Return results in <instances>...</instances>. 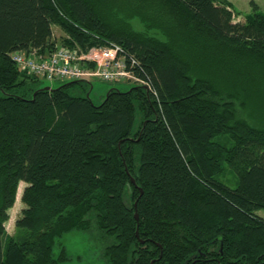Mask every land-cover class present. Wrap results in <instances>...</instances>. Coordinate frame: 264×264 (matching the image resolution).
Masks as SVG:
<instances>
[{
	"label": "trees",
	"instance_id": "trees-1",
	"mask_svg": "<svg viewBox=\"0 0 264 264\" xmlns=\"http://www.w3.org/2000/svg\"><path fill=\"white\" fill-rule=\"evenodd\" d=\"M235 17L222 0H0V264H64L56 241L91 230L106 264H264V14ZM110 45L147 87L99 106L11 60Z\"/></svg>",
	"mask_w": 264,
	"mask_h": 264
},
{
	"label": "rangeland",
	"instance_id": "rangeland-1",
	"mask_svg": "<svg viewBox=\"0 0 264 264\" xmlns=\"http://www.w3.org/2000/svg\"><path fill=\"white\" fill-rule=\"evenodd\" d=\"M222 1H225L228 4H230V6H232L233 11L236 14L234 21L237 20L243 21L247 15H250L252 13V5H255L258 8V10L264 14V0H222ZM130 24L135 32L138 33L145 32L144 27L138 20L133 19L130 21ZM149 35L159 40H163V37L155 31H150ZM61 36L62 33L54 27L53 38L56 41H59V38H61ZM88 82L89 84H91V90L88 94V97L90 102L94 106L101 105L106 93L111 89H117L121 92H127L134 87V85L130 83H126L125 81L109 83V82H103L97 78H90ZM62 84L63 83L61 82L40 81L38 83V86L39 88L48 87V88L56 89ZM1 94L2 93L0 92V96ZM75 94L76 93H74V95ZM138 122H139V118L136 115L135 126H137ZM216 142L229 146L227 143H224L226 142L224 138L223 139L219 138L217 139ZM229 144H231V142H229ZM224 168L225 169L223 176L219 178V180L230 189H235L237 186V181L233 172L228 167H224ZM18 187L20 188L17 189L16 201L12 209L9 210L8 212L9 219L5 224V231L9 236L14 235L15 221L20 217L21 210L24 208L23 204L20 202V197L23 189L25 188V184L20 183ZM258 214L264 216L263 211L258 212ZM92 233H94L93 230H91L89 233L75 231L63 235L60 239L56 241V245L53 249L54 256L56 257L60 253L61 248H63L68 257V261L65 262L64 264H106L102 257V250H103L102 244L99 243L98 241L93 240Z\"/></svg>",
	"mask_w": 264,
	"mask_h": 264
},
{
	"label": "built area",
	"instance_id": "built-area-1",
	"mask_svg": "<svg viewBox=\"0 0 264 264\" xmlns=\"http://www.w3.org/2000/svg\"><path fill=\"white\" fill-rule=\"evenodd\" d=\"M11 60L21 72L48 82L97 78L105 82L125 80L147 87L128 70L126 59L116 45L92 48L84 53L59 48L43 57L14 52ZM86 64H93V68L87 69Z\"/></svg>",
	"mask_w": 264,
	"mask_h": 264
},
{
	"label": "water",
	"instance_id": "water-1",
	"mask_svg": "<svg viewBox=\"0 0 264 264\" xmlns=\"http://www.w3.org/2000/svg\"><path fill=\"white\" fill-rule=\"evenodd\" d=\"M43 89H45V90H53V89H51V88H43ZM105 97H107V93H106V95H105ZM133 182V181H132ZM142 195V193H141V191H140V196ZM136 206V204L134 205V207ZM134 218H135V220L137 221V214L135 213V215H134Z\"/></svg>",
	"mask_w": 264,
	"mask_h": 264
},
{
	"label": "bare ground",
	"instance_id": "bare-ground-1",
	"mask_svg": "<svg viewBox=\"0 0 264 264\" xmlns=\"http://www.w3.org/2000/svg\"><path fill=\"white\" fill-rule=\"evenodd\" d=\"M119 49L121 50V52H122V49L119 47Z\"/></svg>",
	"mask_w": 264,
	"mask_h": 264
},
{
	"label": "crops",
	"instance_id": "crops-1",
	"mask_svg": "<svg viewBox=\"0 0 264 264\" xmlns=\"http://www.w3.org/2000/svg\"><path fill=\"white\" fill-rule=\"evenodd\" d=\"M238 22H240L239 20H237Z\"/></svg>",
	"mask_w": 264,
	"mask_h": 264
}]
</instances>
